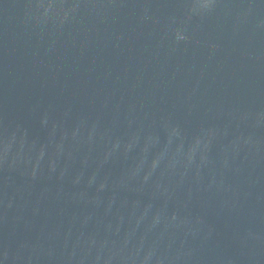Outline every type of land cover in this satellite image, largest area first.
I'll list each match as a JSON object with an SVG mask.
<instances>
[{
	"label": "water",
	"instance_id": "water-1",
	"mask_svg": "<svg viewBox=\"0 0 264 264\" xmlns=\"http://www.w3.org/2000/svg\"><path fill=\"white\" fill-rule=\"evenodd\" d=\"M0 264H264V0H0Z\"/></svg>",
	"mask_w": 264,
	"mask_h": 264
}]
</instances>
